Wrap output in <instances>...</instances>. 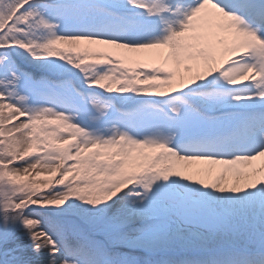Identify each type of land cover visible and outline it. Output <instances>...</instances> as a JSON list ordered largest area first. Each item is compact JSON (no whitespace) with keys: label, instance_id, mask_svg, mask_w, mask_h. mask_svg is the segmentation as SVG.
<instances>
[{"label":"snow or ice","instance_id":"obj_1","mask_svg":"<svg viewBox=\"0 0 264 264\" xmlns=\"http://www.w3.org/2000/svg\"><path fill=\"white\" fill-rule=\"evenodd\" d=\"M0 264H264V0H0Z\"/></svg>","mask_w":264,"mask_h":264}]
</instances>
